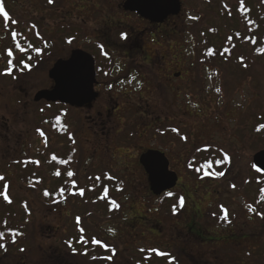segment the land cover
Returning a JSON list of instances; mask_svg holds the SVG:
<instances>
[{
  "label": "flooded vegetation",
  "instance_id": "obj_1",
  "mask_svg": "<svg viewBox=\"0 0 264 264\" xmlns=\"http://www.w3.org/2000/svg\"><path fill=\"white\" fill-rule=\"evenodd\" d=\"M127 1L79 0L75 3L71 0L69 13L59 19L61 23L56 26L55 31L40 33L41 45L46 48L44 52L56 49L57 46L68 52L57 59L51 69L58 60H68L74 51H82L93 57L96 71L94 91L98 94L92 104L82 108L58 104L73 112L71 116H67V112L60 114L58 120H61V127L56 133L57 139H62L61 142L68 141L71 145L64 149L63 146L66 144L60 143L62 146H57L55 152L47 149L43 155L42 170L47 173L45 176H50L48 163L54 161L55 165L53 183L48 184L49 177L43 181L44 199L57 195L58 200L76 198L77 207L84 202L88 205L86 212L76 210L74 224H71L73 235L71 239L67 242L55 239L57 242L55 263L218 264L220 261L221 264H238L239 252L242 253V258H252L251 248L239 250V245L243 243L241 241H248L251 238L248 233L243 232L252 228L255 223L252 211L243 209L241 213L239 209L222 204L219 197L211 195L213 192H208L211 190V183L217 184L220 176L214 178L211 175L212 170L207 172L209 177L204 175L207 170L203 162L207 158L206 151L199 149L191 156L188 144L183 145L182 153L174 151L176 141L174 136L177 133L174 127L175 117L179 116L181 111L185 118V115L189 114V109L175 104L172 97L173 92L178 95V99L181 95L184 98L190 97V28L186 27L185 23L178 22L181 14L170 16L163 22H151L135 12L125 10L124 5ZM58 3L60 4L61 0H57ZM172 49L182 50V67H179L177 72L174 71L173 63H166ZM49 80L52 85L47 90L55 86V82L50 78ZM135 80L136 87L133 88ZM178 81L184 83V88L176 92L173 91V87ZM126 82L132 86V91L123 94L128 87ZM143 85L144 90L137 94ZM100 104L101 106L95 110L94 107ZM67 109L65 110L68 111ZM89 112L93 116L84 115ZM125 113H128V119H125ZM134 131L139 134L135 135ZM85 132L91 136L88 142L96 145L94 146L96 153H106V157L108 155L111 157V160L105 159L107 163L100 160L101 165L124 168L122 172L125 174L116 177L114 173L105 172L106 175L98 176L99 179L95 180L102 189L92 187V181L87 180L88 186L90 185L88 192L78 186V170L75 165L79 151L78 147L76 148L77 144L72 143L73 140L77 142L78 134ZM178 141L187 143L189 141L187 132L179 136ZM141 142L144 146L139 144ZM116 145L122 150L117 149ZM123 148L129 151L119 155L124 151ZM150 151L161 154L168 161L169 171L178 176L176 186L160 196H155L151 192L149 176L140 162L141 156ZM214 162L220 164L221 160L216 159ZM131 163L143 170L147 184L145 189L148 191L146 197L154 201L163 198L170 201L167 211L171 223L169 222L166 249L160 248L159 245L155 248L140 246L136 251L139 256L126 257L124 240L127 232L137 231L136 244L137 242L141 244L146 233L156 236H158L156 233H162L160 222L155 225L156 217L151 218V210L138 213L130 219H127L123 212L122 199L125 198L126 201L127 198L137 196L130 191L133 188H130L133 178L129 176V170L134 166ZM183 166L197 167L198 170L203 167L202 175H197L195 169L196 183L205 189L203 194L197 192L198 188L190 191L189 185L181 189L183 177L173 169ZM207 167L212 169V165ZM68 172L74 175L69 177ZM87 173H84V177L90 179L92 171L89 175ZM215 173H219V169L215 170ZM104 182H111L113 186L111 188L101 186ZM188 182L193 184L192 179ZM198 185L196 186L199 187ZM45 192L48 195H44ZM191 197L199 198L202 208V212L194 217L190 216L188 211ZM181 199L183 204L180 203ZM97 204L101 206L97 208L101 210L100 214L94 211L93 206ZM63 220L65 219L61 222ZM239 228L241 231H238ZM47 229L51 231V227ZM60 229V226L56 227L55 234L60 233ZM64 245L71 248L72 258L68 259L71 261L69 263H64L66 262L62 254ZM217 248L221 250L217 251ZM219 252L226 254L224 259H218ZM125 259H128L126 263Z\"/></svg>",
  "mask_w": 264,
  "mask_h": 264
},
{
  "label": "rangeland",
  "instance_id": "obj_2",
  "mask_svg": "<svg viewBox=\"0 0 264 264\" xmlns=\"http://www.w3.org/2000/svg\"><path fill=\"white\" fill-rule=\"evenodd\" d=\"M7 1L9 2L7 3V5L10 6L9 9L12 13L16 14V18L28 22L39 21L40 23L42 21L44 33L55 31L56 26L61 23L59 19L65 17L64 15L69 13V3H71V0H61L60 4L55 3L54 6H50V4L48 5L47 3L42 5V3H39L40 0H6V2ZM16 1H24L25 3H14ZM73 1L75 3L79 2V0ZM181 3L182 11L178 22L181 21L182 24L185 23L187 25L186 27L190 28V63L192 66V54L196 40L192 38L191 29L201 19V11L198 8L199 4L201 3L202 7L205 8L206 6L204 3L206 2L202 0H181ZM23 4L28 8H24ZM32 5L33 12L30 10ZM34 12H38V15H34ZM3 28V25H0V51L4 44V34L1 31ZM55 48L56 49L49 50L45 53V60L40 63V66L35 71H32L27 76L18 73H14L11 77L6 75L1 76V71L6 68V65L4 64L0 68V77H2L0 79L3 80L0 82V167L3 165H10L11 161L20 162L28 159L32 160L33 158L40 166H43V155L47 149L48 151L55 152L56 147L59 146L60 143L66 144L63 146L64 149L67 148V145H71L68 141L67 144L65 141L61 142L62 139H57L56 133L61 127V120H57L56 126H53V128L46 127V124L40 125V120L37 118V115L41 110H46L47 105L44 101L39 103L34 102V97L39 91L47 90L52 85L48 78V72L52 64L68 53L64 51V49H60L59 46ZM168 56L169 60L167 59L166 63H173L174 71L177 72L178 68L182 67V50L172 49V51H169ZM2 63L3 62H1L0 65ZM218 65L220 66H202L199 76V80L201 81L199 91H196L198 88H194L193 86L194 82L192 81V77L194 74L191 72L189 98H184L181 95L178 99V95L173 92L172 98L175 104L185 106V108L187 107L189 109V114L185 115L186 118L183 117L182 111L179 116L175 117L174 127L177 133H175L174 136L176 140L174 151L176 153H182L181 151L184 150L183 145L188 144L190 146L191 156L196 153V150L202 149V151H206V153H208L207 156L210 157H212V154H215V156L219 158L228 157V166L224 167H222V163L218 164L214 162V159H208L207 162L211 163L212 169H207L204 175L209 177L207 172L212 170L211 175L214 176V178L215 176H220V180L217 184L214 182L211 183V187L209 186L211 190H208V192H213L211 195L216 196V198L219 197L222 204L232 209H239L241 213H243V209H248L250 212L252 211L255 223L252 225V228L243 232V234L248 233L251 238L250 240L248 239V241L242 240L241 242L243 243L239 245L240 251L242 248L245 249V247L251 248L252 258H242L243 255L239 252L238 264H264V206L259 204L256 200L259 189L257 182L261 181V179H257L253 170V156L256 154V151L254 152L252 148L241 142V138L237 131L239 125L243 123L245 111L253 106L258 89L254 88L251 84L241 82L239 77L231 74L236 72L234 70V65L227 70H223L224 68L221 64ZM262 81H264V78L261 82ZM135 82L136 80L134 81L133 88L136 87ZM126 85L128 87L122 92L123 94L132 91V86L129 82H126ZM226 85L230 87V89L228 88V92H231L228 96L225 93ZM231 86L235 87L233 88ZM183 88L184 83L178 81L174 83L173 91L176 90V92H178ZM217 89H219V91H217ZM143 90L144 85L137 94ZM258 93L260 94H258L257 97L264 98V91L260 92L259 90ZM155 98L157 100V96H155ZM99 106H101V104L96 105L94 107L95 110ZM65 109L67 108L59 107L53 109V111L59 114L58 117L64 112H67V116L73 114L71 109H67L68 111ZM90 112L84 115H92ZM125 114L127 115V118L125 115V119H128V113ZM185 132L189 135V141L187 143L179 142V136L185 134ZM134 134H139V132L134 131ZM89 138L91 139V136H88L85 132L80 135L78 134L76 138L77 142L74 140L72 142L77 144L76 148L78 147L79 151L78 160L75 165L78 170V186L79 188H83L86 192L90 191V185L88 186L89 181L96 182L95 179L98 176L106 175L104 174L105 172L114 173L116 177L118 175H125L122 172L124 168L101 165L100 160H111V157L108 154V157H106V153H96V149L94 150V146L96 145L88 142ZM139 144L144 146L142 142ZM150 145L152 144L150 143ZM61 146L62 145H60V147ZM116 148L119 149L120 146L116 145ZM123 150L124 151L120 152L119 155H124L129 151L125 148H123ZM131 164L134 165L133 163ZM131 168L132 169L129 170V176L133 178V181L130 188H133L130 189V191L134 192L137 196H133L130 199L127 198L126 201L125 198L122 199L124 203L123 212L126 214L127 219H130L138 213H146L149 212L148 210H151V218L156 217L157 221L155 225L157 222H160L162 233H156L158 236L146 233L141 244L140 242L136 244L135 240L138 238L136 235L137 231L127 232L126 240H124V242H126V244H124L126 257L139 256V253L136 251L140 246L144 248H155L159 245L161 246L160 248L166 249L165 245L169 239V222L171 223L167 211V205L170 201L167 200V198L154 201L152 198L146 197L148 191L145 189V187L147 188V184L145 183L143 170L140 167H135V165L131 166ZM196 168L197 167L191 168L183 166L175 167L173 170L176 171L180 177H183V186L181 189L189 185L191 186V188L189 187L190 191H194V188H198L199 190H197V192L203 194L205 189L196 183ZM217 169H219V173H215ZM202 170L203 168L200 170L196 169L197 175H202ZM91 171L92 174L90 179H86L84 173L88 172L87 175H89ZM46 177H49V185L55 180L52 176H44L41 179L42 183ZM189 179L193 180V184L188 182ZM13 185L14 183L12 186ZM12 191L16 192V188ZM215 192L218 193L215 194ZM21 194L23 198L30 202L35 199L36 195L38 196V194L32 193L29 189L27 191L22 190ZM196 199L191 197L190 204L188 205L189 214L193 217L197 216L196 214H199L200 211L202 212L201 203L198 201L199 198ZM75 200L77 199H56L47 202L43 199V201L40 202L34 201V204L31 202L32 211L36 213V222L35 224H31L30 232L25 239L13 240L7 248H2L1 246L3 244L0 245V264H56L54 259L56 257L55 245H57V242H55V239H62L65 242L69 241L73 236L71 224H74L73 218L76 210L79 212H86L88 208L86 202L83 204L81 202L82 205L77 207ZM65 201L67 203L66 205ZM93 207L95 208V213L100 214L101 210H97L98 207L101 208L100 204L94 205ZM236 214L240 215L238 212H236ZM62 219L65 220L61 222ZM58 226H60L61 232L55 234V228ZM47 227H51V231H49ZM238 231H241V228H239ZM63 248V259L66 261L64 263H69L71 262L68 260L71 257V248L69 245H64ZM218 250L221 249L217 248V251ZM225 255L226 254H221V252H219L218 259H224ZM127 260L128 259H125V263ZM218 264H221V262L218 261Z\"/></svg>",
  "mask_w": 264,
  "mask_h": 264
},
{
  "label": "trees",
  "instance_id": "obj_3",
  "mask_svg": "<svg viewBox=\"0 0 264 264\" xmlns=\"http://www.w3.org/2000/svg\"><path fill=\"white\" fill-rule=\"evenodd\" d=\"M202 1L206 2L204 3L206 7L203 8L201 3H198L201 19L191 29L192 38L196 40H194L191 66V72L195 76L192 77L193 86L198 88L196 91L200 90L199 76L202 66H220L218 64L223 66V70L230 69L234 65L236 72L231 74L239 77L241 82L251 84L258 89V92L259 90L264 91V81L261 82L264 78V0ZM7 3L9 2L6 0H0V5H3L4 10L9 13L8 20H4L0 15V25L4 27L1 30L4 34V44L0 51V63L3 62L0 68L6 65V68L1 71V76L11 77L14 73L27 76L35 71L46 57L47 52H44L46 48L41 45L40 37V33L43 32L42 21L40 23L39 21L28 22L16 18V14L12 13ZM14 3L25 2L16 1ZM39 3L54 6L57 0H52L51 3L49 0H40ZM23 6L27 7L25 4ZM32 9L33 5L30 7L33 12ZM34 15H38V12H34ZM8 52L12 55L9 56ZM9 61H11L10 64ZM2 81L0 79V82ZM228 88L230 89L226 85L227 96L231 93L228 92ZM258 92L257 95L260 94ZM257 95H255L253 106L245 111L243 123L237 129L241 142L256 153L264 150V127H261L264 125V98L257 97ZM46 105L47 109L41 110L37 118L40 120V125L46 124V127L53 128L59 119V114L53 109L62 106L48 103ZM216 158L222 160V167L228 166V159L225 160L224 157L219 158L212 154V157L207 156L203 160L204 168L208 169L207 166L211 165L210 162H206L207 159L216 160ZM10 163V165L0 167V233H3L0 237V245L3 244L2 248H7L13 240L25 239L29 234L31 224H35L37 219L36 213L32 211L31 202L34 204V201H43L41 179L47 175L42 170L43 166H40L34 158ZM47 167L48 174L54 177V161L48 163ZM254 174L257 179H261L257 182L259 189L256 200L264 206V175L255 170ZM92 183V187L102 189L98 181ZM101 186L111 188L113 183L104 182ZM14 188L16 192L12 191ZM28 189L38 194L31 202L23 198L21 194L22 190L27 191ZM57 197V195L47 197L46 201L56 200Z\"/></svg>",
  "mask_w": 264,
  "mask_h": 264
},
{
  "label": "water",
  "instance_id": "obj_4",
  "mask_svg": "<svg viewBox=\"0 0 264 264\" xmlns=\"http://www.w3.org/2000/svg\"><path fill=\"white\" fill-rule=\"evenodd\" d=\"M125 10L135 12L151 22H163L170 16H178L182 10L181 0H128ZM55 82L51 90H41L34 102L61 103L70 107L82 108L92 104L98 94L94 91L96 83L95 61L92 56L74 51L68 60H58L49 72ZM158 152H147L140 162L149 176L150 190L155 196L172 190L178 176L169 171L168 161ZM254 169L264 174V150L253 156Z\"/></svg>",
  "mask_w": 264,
  "mask_h": 264
},
{
  "label": "snow or ice",
  "instance_id": "obj_5",
  "mask_svg": "<svg viewBox=\"0 0 264 264\" xmlns=\"http://www.w3.org/2000/svg\"><path fill=\"white\" fill-rule=\"evenodd\" d=\"M49 2L51 3L52 0H49ZM0 15L3 16L4 20H8V19H9V13L6 12V11L4 10V6H3V5H0ZM209 54H211V52H209ZM8 55L11 56L12 53H11V52H8ZM10 63H11V61H9V64H10ZM25 67H28V66L25 65ZM9 74H10V73H9ZM217 91H219V89H217ZM261 127H264V125H261ZM257 130H259V129H257ZM173 131H175V129H173ZM224 159L226 160V159H228V157L225 156ZM57 175H59V173H57ZM67 175H68L69 177H72V176L74 175V173H72V172H68ZM221 175H222V173H221ZM97 179H99V177H97ZM81 194H82V193H81ZM44 195H48V193L45 192ZM5 199L7 200L8 197L6 196ZM180 203L183 204V200H182V199L180 200ZM222 218H224V217H222ZM2 236H3V233H0V237H2Z\"/></svg>",
  "mask_w": 264,
  "mask_h": 264
}]
</instances>
